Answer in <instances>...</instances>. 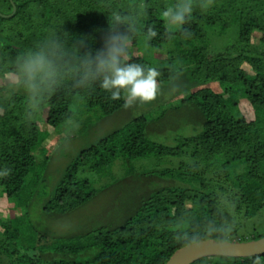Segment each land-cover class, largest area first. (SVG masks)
Listing matches in <instances>:
<instances>
[{
	"label": "trees",
	"instance_id": "1",
	"mask_svg": "<svg viewBox=\"0 0 264 264\" xmlns=\"http://www.w3.org/2000/svg\"><path fill=\"white\" fill-rule=\"evenodd\" d=\"M129 2L0 0V12L9 14L0 15V62L6 63L52 30L67 32L70 43L88 37L87 45L98 49L108 27L107 14ZM144 2L148 5L144 23L155 25L158 32L150 49L171 44L179 51L157 66L159 80L174 97L183 96L174 109L189 105L196 113L194 131L185 135L173 129L168 132L172 138L168 144L149 139L147 127V132L155 135L156 131L148 124L161 119L162 113L156 117L138 113L81 149L64 167L55 186L45 192L39 187L43 179L36 174L35 154L44 149L45 132L38 128L41 111L42 122L57 128L73 115L71 107L77 101L88 113L97 109L109 116L124 108V100H111L98 84L90 89H62L28 121L24 119L23 96L17 95L0 109V171L11 169L8 176L0 177V196L24 212L8 222L0 221V264H164L187 245L178 238L181 231L221 241L220 234L204 232L212 222L221 225L227 221L231 225L227 240L235 241L241 227L236 222L264 212V51L251 42L253 33H259V42L264 44V0H214L206 11L195 9L184 25L192 32L191 38L176 33L172 40L165 36L161 16L169 0ZM228 33L233 35V50L209 56L212 37ZM140 41L138 38L132 47ZM131 58L150 65L141 56ZM243 63L250 66L251 74L241 67ZM174 70L181 73L175 91L171 88ZM240 98L252 108L250 121L239 111ZM163 157L175 158V163L150 169L133 167L136 160ZM46 160H42L43 167ZM115 163L121 172L118 179L113 172ZM103 179L112 181L105 187L113 188L115 202L102 219L80 233L59 238H48L38 229L29 210L34 195L45 197L38 205L44 217L59 218L94 199L99 192L96 183ZM119 187L123 189L117 197ZM263 235L264 230L238 239ZM209 260L216 264H264V254L209 256L192 264H208Z\"/></svg>",
	"mask_w": 264,
	"mask_h": 264
},
{
	"label": "clouds",
	"instance_id": "2",
	"mask_svg": "<svg viewBox=\"0 0 264 264\" xmlns=\"http://www.w3.org/2000/svg\"><path fill=\"white\" fill-rule=\"evenodd\" d=\"M214 0H169L161 11L167 39L175 34L188 39L192 32L184 25L190 22L195 9L206 11ZM148 5L144 0H130L125 6L112 8L107 14L108 27L102 36V47L91 49L81 37L69 42V34L52 30L32 46L19 50L6 63L0 62V109L17 96H23L24 119L31 121L42 110L45 102L62 89H90L94 85L110 94L111 100H124V107L137 103H151L161 94V71L157 66L136 62L131 58V48L138 38L146 51L158 35L155 25L144 23ZM181 73L173 71L171 88H178L176 81ZM64 125L71 134L80 127L74 116H68ZM11 169L0 171L6 177ZM231 225L225 221L204 233H218L226 242ZM179 239L191 246H198L203 235L181 231Z\"/></svg>",
	"mask_w": 264,
	"mask_h": 264
},
{
	"label": "rangeland",
	"instance_id": "3",
	"mask_svg": "<svg viewBox=\"0 0 264 264\" xmlns=\"http://www.w3.org/2000/svg\"><path fill=\"white\" fill-rule=\"evenodd\" d=\"M0 14L9 15L4 14L2 11ZM232 36V33H228L226 35L224 34L223 37L216 35L213 36L209 46L207 47L208 55L212 56L224 50L232 51ZM259 36V33H253L251 36V42L258 44V51H264V44H260ZM141 44L142 41L138 43L137 47L131 48V57L137 55L141 56L145 58L152 66H160L162 61L163 63H166L168 57L179 53V51L176 50L171 44L164 45L159 49H150L148 51H146L145 48L141 46ZM241 67L246 71L247 74L252 73V69L247 63H243ZM182 97L183 96L177 98V95L174 97L171 93V90H167L163 87L161 94L155 101L146 104L137 103L133 107L128 108L124 107L122 110L109 116L103 115L97 109L91 110L88 113L82 108L83 103L81 101H77L72 105L71 110L73 112L72 116H74V118L79 121L80 127L71 134L66 129L64 122L57 128H51L43 123L42 121L44 118V112L41 111L39 117L42 119V121H39L38 128L39 130L45 132V138L41 144L44 149H41L43 151H37L35 153L38 155V158L36 157V174L39 176V178L43 179V182H41L42 186L39 187H41L42 190H45V192H49L52 187L55 186L64 167L81 149L91 145L100 137L108 134L117 127L122 126L138 113L144 112V115L147 117L150 116L146 112H149L150 115L155 117L162 113L161 119L156 121L154 120V122H151L152 124H148V126H151L152 129H155L156 131L155 135L151 131L147 132V127L145 133L149 139H159L160 141H164L168 144L172 139L168 132L171 130L173 131V129L176 130L175 132L181 131L185 135L191 134L197 124L196 113L189 105L179 106L176 109L173 108V106L179 105V101ZM238 108L241 115H243L247 121L253 119L254 115L252 108L245 99H239ZM45 157L47 158L45 164L46 167H43L42 160ZM175 160V158L171 157H163L160 159H140L133 162V167L135 169H150L156 166L173 164L175 163ZM118 168V164L115 163L113 166V172L115 173V178L117 179L119 178L118 176L121 175V172L119 173ZM117 173L118 175L116 176ZM108 181L109 180L107 179H103V181L96 183V187L98 188L99 192L94 199L86 203L78 210L59 218H48L44 217V214H41V211L38 210V205L41 204L45 197L43 196L41 199L40 196L36 194L33 196L31 206L29 207L30 216L36 220V222H38V229L43 231L42 233H46L48 238H59L61 236L80 233L81 230L92 226L94 222L99 221L103 216L107 215L109 205L115 202V195L113 196L112 193L113 188L108 189L105 187L112 182L111 180L109 182ZM122 189V187H119L117 190H115L117 192V197L119 196ZM23 212L24 209L14 208L10 202H8L3 196H0L1 222H8L11 218L21 215ZM236 223L238 225L240 224L239 226L241 227L238 229L235 241H240L239 239H244L246 237L250 238V236H252L254 233L264 230V212H259L251 220L244 222L238 221ZM0 231H2L1 224ZM42 243L47 242L42 240ZM216 263V261L211 260L208 262V264Z\"/></svg>",
	"mask_w": 264,
	"mask_h": 264
},
{
	"label": "water",
	"instance_id": "4",
	"mask_svg": "<svg viewBox=\"0 0 264 264\" xmlns=\"http://www.w3.org/2000/svg\"><path fill=\"white\" fill-rule=\"evenodd\" d=\"M14 11L15 5L12 3V12ZM261 254H264V235L245 241L227 240L221 242L214 239H204L198 246L187 244L180 247L164 264H192L200 258L209 256L240 258Z\"/></svg>",
	"mask_w": 264,
	"mask_h": 264
}]
</instances>
